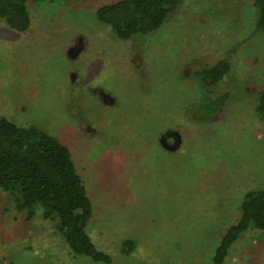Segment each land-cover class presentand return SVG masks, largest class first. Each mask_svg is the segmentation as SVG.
<instances>
[{"label": "rangeland", "instance_id": "rangeland-1", "mask_svg": "<svg viewBox=\"0 0 264 264\" xmlns=\"http://www.w3.org/2000/svg\"><path fill=\"white\" fill-rule=\"evenodd\" d=\"M109 1L28 0L25 31L0 18V117L69 146L94 206L87 230L111 264H215L241 199L264 187L257 9L183 0L157 30L122 39L97 17ZM224 58L231 70L209 94L196 71ZM223 93L205 119L197 106ZM0 264L104 263L0 188ZM220 264H264V230L243 232Z\"/></svg>", "mask_w": 264, "mask_h": 264}, {"label": "trees", "instance_id": "trees-1", "mask_svg": "<svg viewBox=\"0 0 264 264\" xmlns=\"http://www.w3.org/2000/svg\"><path fill=\"white\" fill-rule=\"evenodd\" d=\"M112 1L98 7L97 17L119 38L130 39L160 28L183 0ZM252 1L257 9V26L264 31V0ZM0 18L11 29L27 30L28 0H0ZM230 70L231 63L224 58L196 71V75L202 77L212 94ZM227 98V93L211 96L197 109L205 113V119L211 118L223 109ZM256 112L264 120V88L257 95ZM0 188L11 194L26 219L39 216L52 222L73 253L88 256L95 262L112 263L111 254L99 249L87 230L93 216V202L69 146L58 137L34 125H19L0 117ZM239 210L236 223L218 241L213 253L215 264L225 260L243 232L264 230V187L246 192ZM125 244L129 251L133 249L131 241H125L124 247Z\"/></svg>", "mask_w": 264, "mask_h": 264}]
</instances>
